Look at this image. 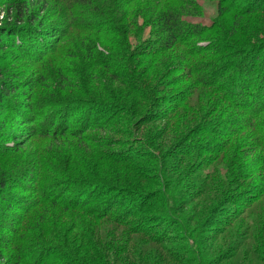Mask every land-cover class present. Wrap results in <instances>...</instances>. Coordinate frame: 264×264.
Here are the masks:
<instances>
[{
	"label": "trees",
	"instance_id": "16d2710c",
	"mask_svg": "<svg viewBox=\"0 0 264 264\" xmlns=\"http://www.w3.org/2000/svg\"><path fill=\"white\" fill-rule=\"evenodd\" d=\"M59 1L0 0L2 5L15 12L18 19L15 24L0 26V51L7 46L3 36L13 37V47L19 45L15 38L17 35L25 36L29 44L20 49L26 51L40 39L39 33L45 31L50 35V29L61 21L60 24L63 23L65 27L66 38H74L78 32H94L89 41L81 42L78 47L88 51L90 62L110 72L113 80L121 85V89L124 86L127 90L119 91L117 86H113L109 96L105 97L103 90L100 92L98 87L92 88L87 94L90 99L86 101L64 96L43 103L33 95L26 96L28 102L24 105L27 106L28 113H32V119L43 122L45 120L44 125L47 124L42 132L39 131L40 134L81 138L88 130L94 129L111 130L115 135L127 136L133 134L131 127L140 119L133 118L143 104L147 107L141 119L146 123L177 119L182 126L188 120L186 112L198 117L194 110L198 109L201 113L199 107L204 106L206 110L201 113L200 122L190 128L191 132L184 134L192 123L189 120L181 136L185 138L196 131L198 137H206V145L199 140L187 154L200 160L195 166L197 168L215 162L216 165L198 184L194 182L196 189L191 193L189 203L197 221L193 229L187 226V230L200 233L202 225L205 228L224 222L220 225L229 227L233 221L239 220L236 229L244 226L245 238H249L250 244L263 250L264 17L254 24L255 31L248 34L250 36L244 44L239 43L241 35L237 21L244 16L264 13V0H217L218 18L210 25L196 20L203 12L198 0ZM48 25L52 27H47ZM235 31H238L239 36L238 39L235 36L236 40H233L232 34ZM9 73L0 70V115L17 110L14 108L16 102H12L10 98L11 93L17 89L12 81L5 78ZM69 73L70 71L65 74ZM152 81L155 84L150 87ZM171 92L178 94V100L170 113H164L159 103ZM167 93L169 95L164 96ZM65 94H69L67 97L73 96L71 91ZM132 97L136 102L129 105L128 110H121V104L117 101ZM194 99H197V106ZM46 105L54 106V116H46ZM0 119L2 129L6 123L1 116ZM23 120L26 121L24 118ZM70 123H75L76 126L70 128ZM93 141L97 143V139ZM105 152L107 151L100 155L104 156ZM105 154L109 158L99 155L94 166L91 165L93 169L89 175H74L62 168H54V164L43 158L41 167L47 173L53 171L65 175L64 184L68 188L64 191V199L50 198L49 202L38 200L33 205L43 206L49 203L67 211L90 216L98 222L112 221L129 229L136 236L148 235L143 231L147 230L144 228L147 221L149 227L158 229L161 224L156 223V220L167 215L153 220L152 216L139 214V210L146 208L148 204H154L161 192H154L145 203L150 189H144L137 177L130 176L129 169L120 166V163H133L137 157L122 156L117 159L109 152ZM203 155L211 156L203 160ZM4 156L1 154L0 158ZM109 162L110 165L107 164ZM137 171L140 172L138 176L142 177L144 171ZM134 182L141 189L134 188ZM8 183L7 173L4 172L0 177V199L5 198ZM165 195L162 194L163 197ZM133 197L136 198L130 200ZM171 197L176 196L172 194ZM136 200H140L138 205ZM13 207L10 204L9 208ZM124 208H128L126 214H120ZM35 211L36 209L30 213ZM218 212L219 216L224 215L229 220L223 221L219 216L216 217L215 213ZM130 216L144 223L141 228H135L136 223L130 220ZM96 230L95 227H80L81 243L79 247H70L69 251L76 256L59 252L58 256L66 261L61 264H113L112 261L118 259L122 252L134 254L132 248L126 249L121 245L122 241L120 245H102L104 236ZM106 237L109 243L114 241L111 235ZM171 238L167 236V239ZM48 260L53 261V264L60 263H55L52 257ZM3 261L4 256L0 251V263ZM123 261L125 260L113 262L134 264Z\"/></svg>",
	"mask_w": 264,
	"mask_h": 264
},
{
	"label": "rangeland",
	"instance_id": "374dc122",
	"mask_svg": "<svg viewBox=\"0 0 264 264\" xmlns=\"http://www.w3.org/2000/svg\"><path fill=\"white\" fill-rule=\"evenodd\" d=\"M59 2L64 3L65 0ZM198 2L202 5L203 12L196 20L210 25L218 18L217 0H198ZM263 17L264 13H256L255 16H244L237 21L241 35L239 43L244 44L250 36L248 34L255 31V25ZM245 21L248 22L245 24ZM17 22L15 12L0 3V26ZM60 23L61 21L54 27L48 25L47 27H52L49 28L52 35L45 31L39 33L40 39L26 51L20 49L29 44L25 36L15 37L19 43L18 47L12 46V36H3L7 46L5 50L0 51V70L10 72L5 78L12 81L17 89L10 95L12 102H16L14 108L17 110L0 115L6 123L2 124L4 127L0 129V134H3V137H0V155H5L0 158V177L6 172L9 182L5 188V198L0 199V251L4 256V261L0 264H53V261L48 260L50 257L55 263H66L58 254L68 252V255L76 256L69 251L70 247H79L81 243L80 227L85 229L95 227L96 232L104 236L102 245L110 246L111 243L120 245L122 241L121 245L124 248H132L133 255L122 252L117 260H113L116 263L125 260L123 262L134 264H264V248L261 250L257 245L249 243V238H245L246 235L243 233L244 226L239 230L236 229L239 220L233 221L229 227L220 225L224 222L205 228L202 225L200 233H197L198 231L191 233L187 230V226L193 229L197 221L189 203L191 193L196 189L194 182L198 184L216 165L215 162L197 168L195 166L200 160L187 154V151L198 144L199 140L206 145V137H198L196 131L188 137L181 136L189 120L192 123L184 134L191 132L190 128H194L200 122L201 113L206 110L204 106L199 107L201 113L198 109L194 110L198 117L186 112L188 120L182 126L177 119L146 123L141 119L147 107L143 104L139 106V111H143L133 115V119L140 118L136 125L131 127L133 134L127 136L115 135L111 130L109 132L94 129L88 130L81 138L40 134L39 131L42 132L47 124L44 125L45 120L43 122L32 119V113H28L27 106L24 105L28 102L26 96L33 95L43 103L64 96L86 101L90 99L87 94L92 88L98 87L100 92L103 90L105 97L109 96L113 86H117L119 91L127 90L124 86L121 89V85L113 80L110 72L90 62L88 51L78 47L81 42L89 41L94 32H78L74 38H66L65 27ZM237 32L232 34L233 40H236L235 36L236 38L239 36ZM132 44L135 45V42ZM57 51L58 53L55 54ZM87 63L92 66H88ZM69 71V74H65ZM154 84L152 81L149 86ZM68 91H71L73 96L67 97L69 94L65 93ZM167 95L169 93L164 96ZM177 96V93L171 92L159 103L162 112L170 113L173 110L178 100ZM129 100L117 101L121 104V110L124 108L128 110L129 105L136 102L134 97ZM194 100L197 106V99ZM45 108L48 111L46 116L55 115L54 106L46 105ZM19 110L22 113L18 112ZM75 126V123H70V128ZM85 136L87 137L83 138ZM95 139L97 143L93 141ZM103 151L111 153L117 159L122 156L137 157L133 163H120V166L129 169L130 176L137 177L144 189H150L148 191L150 195L146 196L145 203L151 199L154 192H158L157 190L161 192L154 204H148L146 208L139 210V214L152 216L153 220L167 215L163 219L156 220V223L161 224L158 229L149 227L147 221L144 226L147 230L143 231L148 235L136 236L129 229L120 227L112 221L98 222L90 216L79 214L77 211H67L49 203L43 206L33 205L38 200L48 201L57 197L64 199V191L68 188V185L64 184L65 175L53 171L47 173L41 167L43 158L46 162L54 164V168H62L74 175H89L93 169L91 165L94 166ZM105 153L103 155L109 158ZM104 156L100 155V157ZM210 156L203 155L202 159L207 160ZM32 157L36 159H30ZM138 169L144 171L142 177L138 176L140 173ZM140 185L135 182L133 184L134 188L141 189ZM172 194L176 197H171ZM134 198L136 197L130 200ZM139 201H135L137 205ZM10 204L14 206L12 209L9 208ZM35 209L34 213H30ZM126 210L128 208H124L120 214L123 212L126 214ZM215 215L218 217L219 212ZM129 218L136 223L135 228H141L144 224L138 218L133 216ZM218 218L223 221L229 220V217L224 215ZM108 234L114 241L109 243L106 237ZM167 236L172 238L167 239ZM249 248L252 250L249 251ZM113 261L112 263L115 264Z\"/></svg>",
	"mask_w": 264,
	"mask_h": 264
}]
</instances>
